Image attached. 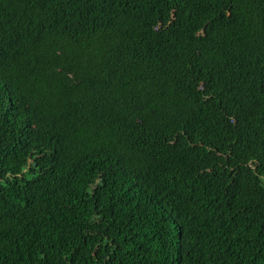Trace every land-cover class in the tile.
I'll return each instance as SVG.
<instances>
[{"label": "trees", "instance_id": "16d2710c", "mask_svg": "<svg viewBox=\"0 0 264 264\" xmlns=\"http://www.w3.org/2000/svg\"><path fill=\"white\" fill-rule=\"evenodd\" d=\"M0 264H264V0H0Z\"/></svg>", "mask_w": 264, "mask_h": 264}]
</instances>
